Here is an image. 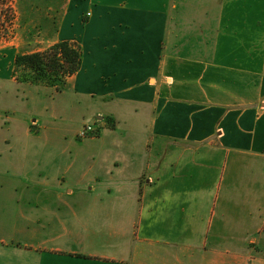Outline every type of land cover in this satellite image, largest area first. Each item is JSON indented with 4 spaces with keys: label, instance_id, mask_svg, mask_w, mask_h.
Listing matches in <instances>:
<instances>
[{
    "label": "crops",
    "instance_id": "1",
    "mask_svg": "<svg viewBox=\"0 0 264 264\" xmlns=\"http://www.w3.org/2000/svg\"><path fill=\"white\" fill-rule=\"evenodd\" d=\"M56 11L61 90L0 53V264H264V0Z\"/></svg>",
    "mask_w": 264,
    "mask_h": 264
},
{
    "label": "trees",
    "instance_id": "2",
    "mask_svg": "<svg viewBox=\"0 0 264 264\" xmlns=\"http://www.w3.org/2000/svg\"><path fill=\"white\" fill-rule=\"evenodd\" d=\"M11 0H0V40L13 21ZM82 49L76 41H56L43 50L17 53L14 75L17 81L44 84L61 90L66 80L81 67ZM108 122L112 121L108 119Z\"/></svg>",
    "mask_w": 264,
    "mask_h": 264
},
{
    "label": "rangeland",
    "instance_id": "3",
    "mask_svg": "<svg viewBox=\"0 0 264 264\" xmlns=\"http://www.w3.org/2000/svg\"><path fill=\"white\" fill-rule=\"evenodd\" d=\"M11 1L14 17L0 40V53L10 48L15 52L17 48V54L47 46L57 27L56 0Z\"/></svg>",
    "mask_w": 264,
    "mask_h": 264
},
{
    "label": "built area",
    "instance_id": "4",
    "mask_svg": "<svg viewBox=\"0 0 264 264\" xmlns=\"http://www.w3.org/2000/svg\"><path fill=\"white\" fill-rule=\"evenodd\" d=\"M96 132V129L94 128L93 125L88 124L85 125L79 132H78V136L79 137H88V136H92L94 135Z\"/></svg>",
    "mask_w": 264,
    "mask_h": 264
}]
</instances>
